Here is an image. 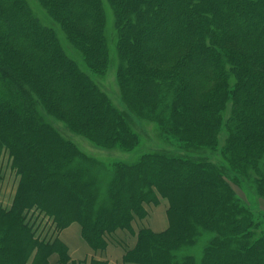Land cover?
Here are the masks:
<instances>
[{
	"label": "trees",
	"instance_id": "obj_1",
	"mask_svg": "<svg viewBox=\"0 0 264 264\" xmlns=\"http://www.w3.org/2000/svg\"><path fill=\"white\" fill-rule=\"evenodd\" d=\"M37 1L85 67L28 0H0V182L6 159L18 179L0 204V264H71L60 234L74 223L94 251L123 247L118 264H264V219L234 187L244 176L264 199V0ZM108 10L124 103L182 153L114 164L100 204L73 168L90 157L46 115L98 147L140 145L128 112L86 70L110 68ZM161 199L168 227L155 232L144 223ZM203 231L214 234L203 257H178Z\"/></svg>",
	"mask_w": 264,
	"mask_h": 264
},
{
	"label": "rangeland",
	"instance_id": "obj_2",
	"mask_svg": "<svg viewBox=\"0 0 264 264\" xmlns=\"http://www.w3.org/2000/svg\"><path fill=\"white\" fill-rule=\"evenodd\" d=\"M33 7L36 14L44 22V24L54 27L58 30L62 42L67 49V51L75 57L83 67V61L80 56H78L73 48L67 42L64 33L60 29L59 25L55 23L47 14V12L42 8L40 3L37 0H28ZM109 22H108V38L111 49V58L112 62L108 72L102 76L96 75L93 72H90L88 69L87 72L96 80L100 87L107 93V95L112 99L116 106H118L122 111H126L130 117V123L135 128V130L140 135V145L132 151H124L120 148L107 149L96 146L90 140L85 138L80 134L71 132L62 122L57 121L55 118L46 115V119L53 126H55L59 132L68 140L72 141L82 152H84L89 160L80 159L75 162L73 168L79 169L83 172V178L85 181H88L96 188L98 193V200L100 204L106 203L109 197V188L113 180L114 169L113 165L117 163H126L134 164L137 163L141 156L148 152L166 150L172 153L181 154L182 152L179 149V144L175 140L166 138L161 132L160 126L154 121H148L146 119L138 118L133 112H130L123 101L119 81L117 78V70L119 59L116 51V33L113 25L112 14L109 13ZM225 134H222V140L224 141ZM206 158L211 159L212 161H221V155L211 154L209 152L204 154ZM92 159V160H91ZM230 170V169H229ZM2 171L5 178L0 182V204L9 207L10 197L12 196V191L14 184L18 179L16 174H14L10 168L8 160H4ZM229 179L234 180L236 173L229 171L226 174ZM7 183L9 190L4 188ZM9 185V186H8ZM238 186H234L237 192L244 198L249 204L250 210L254 213V216L257 220L264 219V199L261 198L256 190V185L253 183V180L247 179L244 176H238L237 181ZM11 189V190H10ZM9 198V199H8ZM5 199H8L7 201ZM167 202L165 199H161L160 203L156 206L150 208V216L144 224L150 225L152 227V219L155 217L158 220L167 222L166 214ZM46 225V230L49 229V225L44 222ZM160 226H155V230H160ZM123 234H121V237ZM214 234L209 231H203V233L198 238V241L195 246H186L179 251L178 257H185V255H194L199 261L203 257V250ZM130 240V244L132 243ZM113 246V244H110ZM117 247V245H115ZM120 249L123 247L118 246ZM124 250V249H123Z\"/></svg>",
	"mask_w": 264,
	"mask_h": 264
},
{
	"label": "crops",
	"instance_id": "obj_3",
	"mask_svg": "<svg viewBox=\"0 0 264 264\" xmlns=\"http://www.w3.org/2000/svg\"><path fill=\"white\" fill-rule=\"evenodd\" d=\"M16 187H17V182L14 184L12 196L10 197L9 206L15 194ZM4 188L9 190L7 187V183L5 184ZM8 199L5 200L7 201ZM147 226L153 229L155 232H162L168 227V219L167 222L164 223L163 221L158 220V218L155 219L154 217L152 219V227L150 225ZM155 226H160L161 227L160 230L159 231L155 230L154 229ZM123 236L127 238V241L131 247L135 245L136 243L135 237L130 235V238H128L124 233ZM60 239L68 247L69 254L72 259L71 264H90L93 259L99 261H105L107 264H118L122 262L125 253V250H123L124 248L120 249L118 246L116 247L115 245L113 246L109 245L107 249L104 251H94L89 246V244L84 240L82 236V228L78 223H74L70 227L63 230L60 234ZM131 239L133 240L132 243L130 244ZM57 259L58 257L57 255H55L52 257L51 262L54 263L57 261Z\"/></svg>",
	"mask_w": 264,
	"mask_h": 264
}]
</instances>
